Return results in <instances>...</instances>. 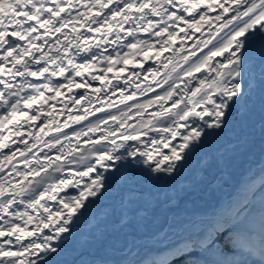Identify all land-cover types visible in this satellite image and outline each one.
<instances>
[{
  "label": "snow or ice",
  "instance_id": "snow-or-ice-1",
  "mask_svg": "<svg viewBox=\"0 0 264 264\" xmlns=\"http://www.w3.org/2000/svg\"><path fill=\"white\" fill-rule=\"evenodd\" d=\"M196 33L200 36L193 39ZM105 45L115 47L109 51ZM166 52L172 55L156 68L144 69L137 60H160ZM129 65L150 74L151 82L129 84L133 76L141 80L132 70L121 75ZM93 72L91 81H100L101 87L83 79ZM108 73L135 91L125 94ZM0 85V237H9L0 243V264H49L40 254L59 255L74 217L83 216L107 192L106 174L120 170L113 167L117 162L131 157L152 173L170 176L208 136L224 130L257 88L264 98V0H0ZM65 88L91 92L71 96V105L88 104L79 110L65 104L67 120L60 123L43 105ZM117 92L118 104L112 100ZM110 108L118 112L106 111ZM152 108L156 110L145 119ZM41 116L48 119L38 131L26 133L25 127L35 126ZM137 116V123H128ZM53 130L60 135L45 139ZM26 135L33 143L12 139ZM69 188L78 194H69ZM257 223L260 254L254 259L255 251L245 245L255 241ZM185 227L195 233V243L191 238L179 241L172 261L159 264H264V197L258 206L253 195ZM29 237L37 238L25 244ZM197 250L200 258L193 261Z\"/></svg>",
  "mask_w": 264,
  "mask_h": 264
},
{
  "label": "bare ground",
  "instance_id": "bare-ground-1",
  "mask_svg": "<svg viewBox=\"0 0 264 264\" xmlns=\"http://www.w3.org/2000/svg\"><path fill=\"white\" fill-rule=\"evenodd\" d=\"M188 19L190 20L191 17ZM124 27L127 30L130 25L126 24ZM89 35L92 34L89 33ZM121 35L123 36L124 33ZM183 36L184 33H180V37ZM199 36L200 33H196L193 39ZM96 38L99 39V34H96ZM141 38L147 37L141 35ZM193 39L187 41L188 47H191ZM179 46L177 43L176 47ZM105 47L111 51L115 46L105 45ZM158 47L159 45H157ZM45 50H47V46H45ZM171 55L172 52H166L160 60H156L154 56L148 60L137 57V60L143 62L144 69L149 66L156 68L165 57ZM79 59L78 57L77 60L79 61ZM128 70L141 75V80H136V77L133 76L129 84L136 81V83L146 85L152 80L150 74L140 68L132 69L131 65L121 75L127 77ZM160 71L163 72V69ZM95 74L97 73H86L83 79L89 80L93 87H101L100 81H91L90 79V75ZM145 75H148L147 82L143 81ZM112 76V73H108L112 85L124 88L125 94L135 91V89L126 87L122 81L113 80ZM161 78L157 77V79ZM8 79L10 80L11 77ZM75 80L77 83L82 82L81 77H77ZM59 81H63V77H60ZM20 82L21 78L17 77L16 83ZM53 82H58L57 78H53ZM2 88L3 86L0 85V89ZM74 89L71 92L66 88L63 89L60 97H57L55 101L49 100L47 104L43 105L45 111H51L53 117L60 123L67 120L65 104H69L76 110L88 104L87 100H82L79 105L70 104L71 96L79 97ZM81 89V93L91 92L89 88ZM104 95L105 93L102 91L100 96ZM112 100L118 104L120 93L117 92ZM52 105H55V110L52 109ZM95 106L98 108L100 105L97 103ZM33 107L35 108L37 105ZM60 109H64V112H61ZM3 111L0 109V113ZM25 111L28 110L25 109ZM99 113L97 112V114ZM29 114L32 113L29 112ZM45 119L48 117L41 116V120L37 121L35 126L27 125L24 131L27 133L29 128L38 131ZM21 122L24 123V121ZM69 123L71 122L69 121ZM77 125L80 124H72V128ZM69 129L71 128H66L65 131ZM52 135H60V133L53 130L51 135L44 138L50 140ZM150 135H156V133H150ZM12 139H28L29 144L33 143L28 135ZM122 142L118 140V143ZM17 146L23 147V145H13V147ZM4 151L8 152L9 149H4ZM181 165L174 174L169 176L163 173H152L148 170V165L133 163L131 157L117 162L113 167L120 170L106 174L110 176L107 192L101 199L96 200L83 216H80L79 219L74 217L76 222L70 225L71 232L64 234L62 238L64 242L59 244L61 248L59 255L49 258L41 253V258L49 259V264H101V262L103 264H120L122 262L130 264L150 259L159 264L161 259L159 256L165 258L172 251L170 247L175 248L174 244H171L170 247H165V245L177 237L178 231H184L188 237L195 236V233L185 227L192 221L212 218L222 208L242 202L244 199H251L253 195L258 206L261 197H264V191L261 190L263 186L254 190L255 184L264 180V98H262L260 89H256L244 108L233 112L223 131H217L216 134L208 136L186 161L181 162ZM85 179L87 180V178ZM175 187H178L179 190L175 191ZM67 192L73 195L78 194L77 190L73 188H69ZM221 204L223 207L217 210ZM16 207L23 210L22 206ZM81 211L84 210L81 209ZM114 217L118 221L114 222ZM32 227L34 225L29 226V230ZM179 237L184 239L185 236ZM36 238L29 237L24 243L27 244L29 240ZM7 239L9 237H0V243H4ZM12 239L15 243L14 238ZM53 243H57V241ZM71 245H76L77 250L72 251ZM133 251H136L135 253L140 256L131 259Z\"/></svg>",
  "mask_w": 264,
  "mask_h": 264
},
{
  "label": "rangeland",
  "instance_id": "rangeland-1",
  "mask_svg": "<svg viewBox=\"0 0 264 264\" xmlns=\"http://www.w3.org/2000/svg\"><path fill=\"white\" fill-rule=\"evenodd\" d=\"M264 178V177H263ZM259 183H260V185H259ZM264 187V180H262L261 182H258V183H256L255 184V189L254 190H256V189H259V188H261V187ZM174 190L175 191H178L179 190V188L178 187H175L174 188ZM255 193V192H254ZM120 203H123V201H120ZM226 203V202H225ZM224 203V204H225ZM223 207V204H221V205H219V207L217 208V210H220V208H222ZM219 212V211H218ZM205 218V217H204ZM206 218H208L207 216H206ZM205 220H207V219H205ZM113 221H114V219H113ZM114 222H116V221H114ZM259 231V232H258ZM255 232H256V238H255V241L251 244V245H245V247H251L254 251H255V256L253 257L254 259H259V254H260V248H259V245H260V238H261V236H260V228H259V224L257 223V225H256V228H255ZM185 236L184 237V239L185 238H190L191 237V239L193 240V242L195 243V236H187V235H185V232L184 231H178V234L176 235L177 237H174L173 239H172V241H170V242H167V244L165 245V247L167 246V247H170V245L171 244H174V245H176L179 241H181V240H183V239H181L179 236ZM187 236V237H186ZM72 246V245H71ZM218 247H220V245H218ZM171 249L170 250H172L169 254H168V256L170 255V254H172V253H174V254H177L176 252H175V248L173 249L172 247H170ZM259 248V249H258ZM136 251H134V253L132 254V256H131V259L133 258V259H136V258H138L140 255L138 254V253H135ZM200 258V253H199V251L197 250L196 252H194L193 253V261H195V260H197V259H199ZM229 259H240V257H231V256H229ZM170 261H172V260H170ZM120 263V262H119ZM114 264H116V263H114ZM120 264H125V263H120Z\"/></svg>",
  "mask_w": 264,
  "mask_h": 264
},
{
  "label": "water",
  "instance_id": "water-1",
  "mask_svg": "<svg viewBox=\"0 0 264 264\" xmlns=\"http://www.w3.org/2000/svg\"><path fill=\"white\" fill-rule=\"evenodd\" d=\"M11 39V38H10ZM77 78V77H76ZM74 91H75V93L76 94H80L81 92H82V89L81 88H75L74 89ZM255 187V186H254ZM251 194H252V192H251ZM250 195V194H249ZM247 199H244V200H242V202H244V201H246ZM114 220L115 221H118V219L116 218V217H114ZM77 246L76 245H72L71 246V250L72 251H76L77 250ZM176 254H174V253H172V254H170L169 256H167V257H165V258H163V256H159V257H161V259H160V261L161 260H164V259H167V260H172V258H173V256H175ZM130 264H156V262H154L153 260H148V261H146V260H140L139 262H137V263H134V262H132V263H130Z\"/></svg>",
  "mask_w": 264,
  "mask_h": 264
},
{
  "label": "flooded vegetation",
  "instance_id": "flooded-vegetation-1",
  "mask_svg": "<svg viewBox=\"0 0 264 264\" xmlns=\"http://www.w3.org/2000/svg\"><path fill=\"white\" fill-rule=\"evenodd\" d=\"M130 251H132V250H130ZM134 253V251L132 252V254ZM126 257H128L127 255H125ZM125 256H122V257H124L125 258ZM129 261V260H128ZM122 263H125V264H127L126 262H122Z\"/></svg>",
  "mask_w": 264,
  "mask_h": 264
},
{
  "label": "trees",
  "instance_id": "trees-1",
  "mask_svg": "<svg viewBox=\"0 0 264 264\" xmlns=\"http://www.w3.org/2000/svg\"><path fill=\"white\" fill-rule=\"evenodd\" d=\"M233 239H234V237H233ZM230 246H233V247H234L235 245H234V243H233V244H231ZM173 264H174V262H173Z\"/></svg>",
  "mask_w": 264,
  "mask_h": 264
}]
</instances>
